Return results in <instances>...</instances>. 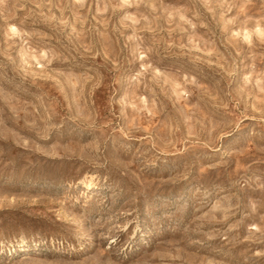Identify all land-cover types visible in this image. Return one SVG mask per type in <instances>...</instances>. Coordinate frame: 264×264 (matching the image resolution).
<instances>
[{
  "label": "rangeland",
  "instance_id": "1",
  "mask_svg": "<svg viewBox=\"0 0 264 264\" xmlns=\"http://www.w3.org/2000/svg\"><path fill=\"white\" fill-rule=\"evenodd\" d=\"M0 264H264V0H0Z\"/></svg>",
  "mask_w": 264,
  "mask_h": 264
}]
</instances>
